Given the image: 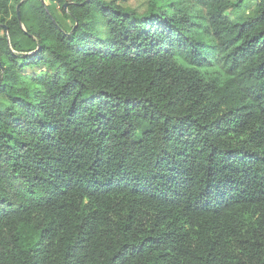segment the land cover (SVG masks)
<instances>
[{"label":"trees","instance_id":"obj_1","mask_svg":"<svg viewBox=\"0 0 264 264\" xmlns=\"http://www.w3.org/2000/svg\"><path fill=\"white\" fill-rule=\"evenodd\" d=\"M125 1L0 0V264H264V0Z\"/></svg>","mask_w":264,"mask_h":264},{"label":"rangeland","instance_id":"obj_2","mask_svg":"<svg viewBox=\"0 0 264 264\" xmlns=\"http://www.w3.org/2000/svg\"><path fill=\"white\" fill-rule=\"evenodd\" d=\"M147 2H148V0H127L125 2H122V4L128 5L130 7H133L135 9H137L138 11H142L146 7ZM53 8L55 9V11L58 14L59 18L64 20L62 18V14H61V11L59 9V6L57 4H55L53 6ZM6 105H7V101L5 100V96L0 95V109L3 108Z\"/></svg>","mask_w":264,"mask_h":264},{"label":"water","instance_id":"obj_3","mask_svg":"<svg viewBox=\"0 0 264 264\" xmlns=\"http://www.w3.org/2000/svg\"><path fill=\"white\" fill-rule=\"evenodd\" d=\"M19 5H20V4H17V5H16V12H17V16H18V18H20V14H19ZM64 7H66V4H64Z\"/></svg>","mask_w":264,"mask_h":264}]
</instances>
